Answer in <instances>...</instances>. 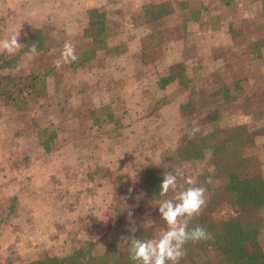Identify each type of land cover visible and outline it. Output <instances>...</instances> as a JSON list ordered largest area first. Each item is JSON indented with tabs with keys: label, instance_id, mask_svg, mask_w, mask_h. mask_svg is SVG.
Segmentation results:
<instances>
[{
	"label": "rangeland",
	"instance_id": "1",
	"mask_svg": "<svg viewBox=\"0 0 264 264\" xmlns=\"http://www.w3.org/2000/svg\"><path fill=\"white\" fill-rule=\"evenodd\" d=\"M158 2L169 13L151 21ZM91 8L110 47L84 35ZM16 30L24 46L0 52V264L98 263L82 255L87 240L89 255L115 244L125 256L132 223L176 195L154 192L163 175L177 191L202 182L176 151L208 115L264 126V0H0V40ZM66 42L78 60L57 69ZM250 154L264 175L260 140ZM260 217L264 249V204Z\"/></svg>",
	"mask_w": 264,
	"mask_h": 264
},
{
	"label": "trees",
	"instance_id": "2",
	"mask_svg": "<svg viewBox=\"0 0 264 264\" xmlns=\"http://www.w3.org/2000/svg\"><path fill=\"white\" fill-rule=\"evenodd\" d=\"M145 9L151 21H159L170 10L165 2L152 3ZM93 12L98 13L96 18H93ZM92 14L84 29V35L92 39L99 48L110 47L105 39L106 18L103 12H97L91 8L89 15ZM39 33L37 31V35ZM177 74L175 66H171L170 73L163 77L164 82L161 84L172 82L179 76ZM219 92L227 93L228 91L225 88ZM220 117L217 112L215 115H208L202 123L207 130L204 129L194 138L191 136L187 138L176 151V160L186 163L189 166L187 170H190L192 176H200L203 183L198 184L212 194L219 195L221 206H223L219 207L217 199L210 198L201 215L190 221L189 230L197 225L203 226L212 234L213 239L187 242L184 245L185 255L180 264H264V249L259 238L260 228L263 226L260 213L264 204V175L260 174L257 168H253L255 157L250 154L256 141L260 140L264 145V126L261 125L257 130H253L243 124L225 122L222 125L223 117ZM53 136L54 132H52ZM48 139L51 142L52 138ZM44 143L47 141L45 140ZM43 147L48 148V151L52 150L47 144ZM207 149L212 150L210 160L205 159ZM143 182V187L148 185L147 181ZM154 192L160 193V189H155ZM146 199L149 204L148 201L151 200L147 197ZM159 205L160 203L156 204L157 208L149 213L142 214L140 219L145 216L152 218L149 222L140 224L142 220L140 222L136 221L138 219L134 220L136 222L131 226L134 225L137 231L134 234L131 233V236L135 235L142 241L154 240L167 230L166 222L158 210ZM142 226H148V231H145ZM88 241L85 247L87 253L82 255L87 254L89 259L98 261L94 264H140L130 258V249L123 256L119 254L115 244L108 245L101 255H89L87 247L93 241ZM78 261L63 255H48L27 264H82L80 260Z\"/></svg>",
	"mask_w": 264,
	"mask_h": 264
},
{
	"label": "clouds",
	"instance_id": "3",
	"mask_svg": "<svg viewBox=\"0 0 264 264\" xmlns=\"http://www.w3.org/2000/svg\"><path fill=\"white\" fill-rule=\"evenodd\" d=\"M20 33L18 30L11 35L9 39L0 40V52H6L8 55H15L24 44L19 42ZM31 54L37 53V46L33 43L30 47ZM78 60L75 53V47L72 43L66 42L61 52L60 58L55 60L54 66L59 69L64 64L72 63ZM200 131L199 127L194 126L191 134L196 135ZM212 158V150L207 149L205 159ZM211 182V180H209ZM185 183L190 187L177 191V175L168 173L163 175L160 185V194L167 195L172 190L176 193L173 199L162 201L158 207L160 216L166 222L167 230L163 231L158 239L139 240L135 235L124 238L131 241L130 254L133 261L140 264H180L185 255L184 245L189 242L210 241L213 236L203 226H195L189 230L190 221L201 215L206 207L205 188L195 186V178L187 177ZM178 201V202H174ZM131 211L129 216H131ZM129 231L135 233L136 227L130 226Z\"/></svg>",
	"mask_w": 264,
	"mask_h": 264
}]
</instances>
